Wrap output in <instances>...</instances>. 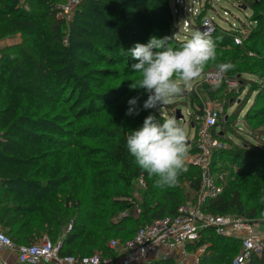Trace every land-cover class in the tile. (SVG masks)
Returning a JSON list of instances; mask_svg holds the SVG:
<instances>
[{
  "label": "trees",
  "instance_id": "1",
  "mask_svg": "<svg viewBox=\"0 0 264 264\" xmlns=\"http://www.w3.org/2000/svg\"><path fill=\"white\" fill-rule=\"evenodd\" d=\"M233 1L248 7L257 4L255 0ZM55 3L0 0V39L20 35L18 43L0 49V230H7L2 232L16 244H30L43 232L55 242L63 224L70 221L71 229L61 238L60 255H112L108 241L131 238L136 231L132 234L129 224L146 225L174 215L186 201L184 186L190 196L200 187L199 169L188 162L187 172L175 187H156V177L143 172L126 148L127 134L140 128L148 115L162 120L143 108L147 91L130 88L138 74L132 73L126 53L134 47L133 40L147 43L170 25L169 0H83L69 23L57 16ZM117 10L122 19L112 16ZM200 14L194 17L199 23L204 17ZM252 20L256 25L245 38L237 26L215 25L214 34L221 35L232 49L218 54L217 63H234L237 50L258 55L256 46H264V25L258 18ZM233 35L240 37V44L233 42ZM182 42L171 41L175 47ZM259 60L249 71L259 69L264 59ZM94 62L118 68L107 71L92 67ZM238 71L240 67L227 73ZM201 88L211 93L212 86ZM119 94L127 95L123 101L112 99ZM260 96L264 89L256 100ZM132 98H138V115L126 114ZM86 116L96 119L80 126L79 120ZM218 126L230 124L219 117ZM91 130L98 141L94 145L81 142ZM226 133L222 130L217 137L229 140ZM195 139L193 131L189 154L197 152ZM263 160V153L245 148L213 150L212 170L235 175L220 195L206 201L204 209L211 214L236 211L248 219L264 217ZM138 178L143 182L140 201L133 194ZM136 204L137 217L119 216ZM202 235L197 244H206L201 263L231 264L239 240L211 230ZM249 264H264V253L253 255Z\"/></svg>",
  "mask_w": 264,
  "mask_h": 264
},
{
  "label": "built area",
  "instance_id": "2",
  "mask_svg": "<svg viewBox=\"0 0 264 264\" xmlns=\"http://www.w3.org/2000/svg\"><path fill=\"white\" fill-rule=\"evenodd\" d=\"M55 1L57 16L63 18L73 15L83 0ZM196 13L197 11L193 13L194 16ZM214 28L212 18L207 16L202 17L197 26V29L207 31L209 34L213 33ZM232 39L235 44L241 43L238 35H233ZM222 77L217 75L216 71L207 72L202 75V82L216 85L220 83ZM228 83L231 86L236 84ZM199 108V113L188 110L185 112L196 136L197 149L195 154H188L187 162L196 166L200 172V187L195 191L191 203L182 204L174 215L155 219L139 227L134 235L124 242L117 239L109 240L107 245L113 252L112 255H104L101 252L81 257L60 255L61 239L52 242L47 236H43L30 244H16L0 230V264H140L152 262L155 256H158L156 260L179 257L182 264H202L201 255L206 244L200 246L197 244L205 230L239 240L240 246L232 257L231 264H249L253 255L264 253V221L243 216L211 214L204 209L208 199L215 198L223 192L229 172L224 169L214 172L211 167L212 151L227 148L225 142L217 137L222 131L220 127L217 132L218 110L209 108L202 102ZM184 115L182 114L181 119ZM137 180L142 186V179ZM134 212L137 214L140 212L137 204L129 211L121 212L119 216H134ZM70 229L71 222L67 225L66 232ZM189 253L191 256L187 261L184 258Z\"/></svg>",
  "mask_w": 264,
  "mask_h": 264
},
{
  "label": "rangeland",
  "instance_id": "3",
  "mask_svg": "<svg viewBox=\"0 0 264 264\" xmlns=\"http://www.w3.org/2000/svg\"><path fill=\"white\" fill-rule=\"evenodd\" d=\"M101 1V0H98ZM177 1V2H176ZM257 1L256 5H249L246 6L244 4L237 3L233 0H169L170 6V25L164 27L160 32L157 38H162L166 35L173 36L175 33L177 35L174 37L176 40H182L185 32L181 31L184 29H197L194 26V23L198 26V19H194V12L197 11L203 16H207L212 18L214 25H221L222 27H226L228 29H234V26L239 27L242 30L243 38L247 37L249 30L251 27H255L256 23L251 24L252 19H259L260 25H264V1L255 0ZM262 2V4H260ZM177 3V4H176ZM77 9V8H76ZM74 14L69 17H63L66 23H69L70 20L74 18ZM200 14V15H201ZM113 17H117L118 19L121 18V12L117 10L113 15ZM112 19L111 16L108 15V18ZM116 23V22H115ZM244 23L245 26H241ZM259 24V22H258ZM136 27V28H135ZM134 29H138L137 26H133ZM142 31L141 33H143ZM211 38L217 44V53L221 54L222 52L231 53L232 49L226 40H222L221 35L216 36L211 33ZM210 34V35H211ZM20 41V35L15 34L10 37H6L0 39V46L1 48L14 45ZM223 42L224 45H221ZM64 43L68 44V36H64ZM133 44L135 45V40H133ZM256 49L258 51L255 53L254 51H242L237 50L236 58L234 60L235 68L240 67L241 71L238 73H226L223 75L220 83L218 84H206L202 82V76L199 80L193 82L192 90L185 91L183 95H181L175 103L165 106L162 110V115L158 109H151L152 112L156 113L158 117L163 118V116H175V110L179 109L181 115L185 114L188 110L190 112L199 113L200 102L204 103L209 108H216L218 110L219 117L227 118L228 123L230 124L229 127H222V130H225L227 133V137L229 140H225V144L227 148H235V149H243L247 151H253L258 153L264 154V96H260V99L256 100L257 95L264 89V62H260V67L258 70L253 69L250 70V67L254 65V61L259 59H264V46L257 45ZM241 51V52H240ZM105 53H109L108 51ZM128 63L134 64L137 63L135 59H133L130 55H127ZM99 64V65H98ZM93 65V64H92ZM119 65V64H118ZM124 65V64H122ZM210 63L205 70V73L216 71L215 66H211ZM92 67H103L107 71H111L112 69L118 68L115 64H104L94 62ZM98 71V70H97ZM123 72V71H121ZM132 73L134 74L133 70ZM204 73V74H205ZM136 74V73H135ZM109 79V77H105L104 80ZM114 81V80H112ZM236 82L235 85L231 86L228 82ZM118 82H114L116 85ZM205 86H212L211 93L209 94L207 91L203 90L201 87ZM196 93H195V91ZM258 92H257V91ZM191 92H193L197 98L191 97ZM127 94H119L114 96L112 99L116 101H123ZM148 98V94L144 97L146 101ZM130 100V99H129ZM128 100V101H129ZM261 107V108H259ZM261 109L258 112H253V110ZM252 109V110H251ZM182 118V117H181ZM188 116L185 114L183 119H178V122L181 123L188 133V145L192 144L193 139V129L190 127L188 123ZM95 117H83L79 120L80 126L87 123V121L95 120ZM219 119V118H218ZM217 128V132L219 131ZM91 132V133H90ZM88 134H84V137L80 138L81 142H86L89 144H95L97 134L94 131H90ZM264 161V160H263ZM235 172L229 173L227 176V183L229 181L230 185L232 183V179L234 178ZM264 175V171H263ZM264 185V184H263ZM143 186L139 184L138 180L136 179L134 182V189L133 194L137 201H140V191ZM235 187V186H234ZM232 188V186H231ZM230 188V189H231ZM185 193H188L185 203H191L194 199L192 196L189 195V188L184 186ZM134 217H137L138 214L134 212ZM227 215L230 217H237L239 216L236 211H231L228 214H221ZM256 221H264V217L259 216ZM70 221H66L62 228L60 229L58 235L55 237L54 240L61 239L65 233L67 225ZM143 225L135 226L133 223L129 224L128 227L132 229V234ZM6 232L7 230H2ZM131 235V234H130ZM49 236L47 233L43 232L36 236V240H39L41 237ZM9 237L14 241L10 235ZM116 239V238H113ZM35 240V241H36ZM111 240V239H110ZM117 240L121 241L119 238ZM127 240V239H126ZM125 240L121 241L124 242ZM23 243V242H20ZM205 251V249H204ZM202 252V254L204 253ZM95 253V252H94ZM191 254L189 253L186 256L187 261L189 260ZM202 257V255H201ZM155 260L151 262H143L140 264H154L158 256L154 257ZM162 260V259H161ZM168 264H182V261L179 257H171L168 258ZM181 261V262H180ZM188 263V262H187ZM190 264V263H188Z\"/></svg>",
  "mask_w": 264,
  "mask_h": 264
},
{
  "label": "clouds",
  "instance_id": "4",
  "mask_svg": "<svg viewBox=\"0 0 264 264\" xmlns=\"http://www.w3.org/2000/svg\"><path fill=\"white\" fill-rule=\"evenodd\" d=\"M181 31L185 34L179 47L171 43L175 33L171 37L152 36L147 43H136L126 53L138 61L131 65L138 79L130 88L146 90L148 98L143 108L158 109L160 115L165 106L192 90L193 82L199 80L210 63L220 77L235 68L232 62L217 63V44L207 31ZM137 100L128 101L127 115L139 114ZM126 148L143 172L156 177V187H175L188 170V133L175 116H163L161 120L148 115L140 128L127 134Z\"/></svg>",
  "mask_w": 264,
  "mask_h": 264
},
{
  "label": "water",
  "instance_id": "5",
  "mask_svg": "<svg viewBox=\"0 0 264 264\" xmlns=\"http://www.w3.org/2000/svg\"><path fill=\"white\" fill-rule=\"evenodd\" d=\"M181 113H180V110L179 109H176L175 110V117H176V119L178 120V119H181Z\"/></svg>",
  "mask_w": 264,
  "mask_h": 264
}]
</instances>
